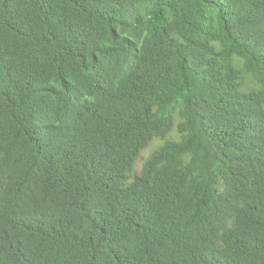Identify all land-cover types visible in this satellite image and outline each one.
Listing matches in <instances>:
<instances>
[{"label": "trees", "instance_id": "trees-1", "mask_svg": "<svg viewBox=\"0 0 264 264\" xmlns=\"http://www.w3.org/2000/svg\"><path fill=\"white\" fill-rule=\"evenodd\" d=\"M0 264H264V0H0Z\"/></svg>", "mask_w": 264, "mask_h": 264}, {"label": "rangeland", "instance_id": "rangeland-1", "mask_svg": "<svg viewBox=\"0 0 264 264\" xmlns=\"http://www.w3.org/2000/svg\"><path fill=\"white\" fill-rule=\"evenodd\" d=\"M169 138H171V139H173V140H177V135L174 134V135H172V136L169 137ZM162 142H163V141H161V140H157V141H155V142L150 146V148H149V149L143 154L144 157L148 156V154L151 152V150L154 149V148H156L157 146H159ZM140 166H141V163L139 164L138 168H139Z\"/></svg>", "mask_w": 264, "mask_h": 264}]
</instances>
